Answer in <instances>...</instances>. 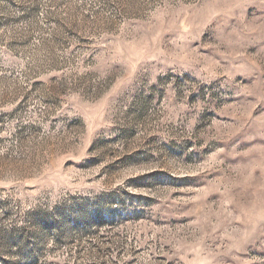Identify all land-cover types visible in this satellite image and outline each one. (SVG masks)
I'll return each mask as SVG.
<instances>
[{
	"label": "rangeland",
	"instance_id": "374dc122",
	"mask_svg": "<svg viewBox=\"0 0 264 264\" xmlns=\"http://www.w3.org/2000/svg\"><path fill=\"white\" fill-rule=\"evenodd\" d=\"M0 264H264V0H0Z\"/></svg>",
	"mask_w": 264,
	"mask_h": 264
}]
</instances>
